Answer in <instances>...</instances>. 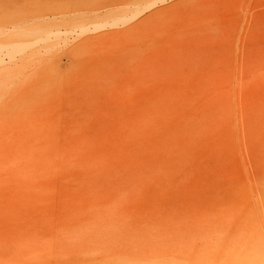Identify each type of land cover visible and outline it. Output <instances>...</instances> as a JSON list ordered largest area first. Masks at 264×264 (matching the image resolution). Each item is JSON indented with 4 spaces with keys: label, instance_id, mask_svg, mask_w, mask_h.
<instances>
[{
    "label": "rangeland",
    "instance_id": "obj_1",
    "mask_svg": "<svg viewBox=\"0 0 264 264\" xmlns=\"http://www.w3.org/2000/svg\"><path fill=\"white\" fill-rule=\"evenodd\" d=\"M0 43V264H262L264 0H0Z\"/></svg>",
    "mask_w": 264,
    "mask_h": 264
},
{
    "label": "bare ground",
    "instance_id": "obj_2",
    "mask_svg": "<svg viewBox=\"0 0 264 264\" xmlns=\"http://www.w3.org/2000/svg\"><path fill=\"white\" fill-rule=\"evenodd\" d=\"M122 19H115V20H113L111 23H110V25L111 24H117L118 22H120ZM37 31H39L40 32V30H36V31H34L35 33H38ZM32 32V31H31ZM34 32H32L31 33V35L28 33V35H30V36H32V34L34 33ZM45 32V31H44ZM49 32V31H48ZM47 32V34H49L50 36H48L49 38L51 37V35L53 34H50V33H48ZM46 33V32H45ZM40 34V33H39ZM38 34V35H39ZM34 36L33 37H36L35 39H34V42H37L38 41V43H39V41H41V40H43L44 39V37H43V39L42 38H40L39 39V37L36 35V34H33ZM40 37H41V35H39ZM46 36V35H45ZM47 37V36H46ZM48 37H47V40L46 41H48L49 39H48ZM42 42V41H41ZM43 42H44V40H43ZM13 43V42H12ZM20 43V42H19ZM19 43H17V44H11V43H8L9 45H7V44H2V43H0V51L2 50V49H5L6 50V55L5 56H7L8 58H12L13 59V57L15 56V55H17L18 53H22V51H24L25 50V48H26V44L24 43V44H19ZM25 45V46H24ZM4 51V50H3ZM1 54H2V52H0ZM17 53V54H16ZM5 54V53H4ZM15 54V55H14ZM14 55V56H13ZM4 55L2 54V57H3ZM4 56V57H5ZM15 58V57H14ZM3 59V58H2ZM2 59H1V57H0V60L2 61ZM11 59V60H12ZM10 60V59H9ZM1 64H2V62H1ZM262 161H264V153H263V155H262ZM263 164H264V162H263ZM262 189H264V165H262ZM264 191V190H263ZM54 213V212H53ZM67 215V214H66ZM262 264H264V195H262Z\"/></svg>",
    "mask_w": 264,
    "mask_h": 264
}]
</instances>
